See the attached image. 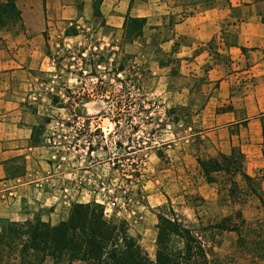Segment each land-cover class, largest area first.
<instances>
[{
	"label": "crops",
	"instance_id": "0c3cea01",
	"mask_svg": "<svg viewBox=\"0 0 264 264\" xmlns=\"http://www.w3.org/2000/svg\"><path fill=\"white\" fill-rule=\"evenodd\" d=\"M15 5L20 29L0 40V182L14 183L16 198L0 199V222L39 218L56 224L68 217L72 204L89 203L83 200L82 176L71 180L73 170H55L42 115L62 109L44 97L53 81L40 78H58L54 52L79 46L95 12L105 24L100 30L108 31V40L116 33L118 42L127 18L144 21L141 36L123 46L153 49L150 95L159 98L161 110L176 112L177 126L187 130V145L176 153L196 179L173 195L177 205L188 204L178 201L182 196H213L201 183L197 156H230L236 150L247 176L264 174V0H15ZM82 75L66 73L64 81L73 80L79 91ZM147 203L153 211L166 200L155 190Z\"/></svg>",
	"mask_w": 264,
	"mask_h": 264
},
{
	"label": "rangeland",
	"instance_id": "374dc122",
	"mask_svg": "<svg viewBox=\"0 0 264 264\" xmlns=\"http://www.w3.org/2000/svg\"><path fill=\"white\" fill-rule=\"evenodd\" d=\"M0 4L6 5V11L11 4L15 6V12L8 11L0 21L1 40L15 34L22 21L13 0H0ZM88 28L79 46L54 52L58 78H40L44 84L53 81L52 92L44 97L53 107L62 109L44 110L42 115L47 144L54 148L55 170H73L71 180L74 174L78 179L82 176L86 188L82 191L83 200L103 205L107 220L123 222L128 236L150 260L155 253L156 215L164 206H170L176 215L195 226L196 218L203 222L219 220L232 214V210L240 209L249 223L263 216V208L254 198L244 205L235 204L230 208L222 205L217 195L223 186L219 184L220 176L216 177L215 185H208L199 174L202 185H208L213 196L209 194L205 199L198 193L186 195L178 201L188 202L187 206L177 205L173 195L190 187L196 175L186 172L184 165H180L184 160L176 153L187 145L186 128L177 126L176 112L161 110L159 98L150 95L154 66L149 52L153 49L125 51L122 37L118 42L115 33L108 40V31L100 30L99 21L91 19ZM122 63L124 71L119 72ZM66 73L79 76L84 73V87L78 91L80 86L75 89L73 80L64 81ZM90 76L93 78H86ZM255 178L262 196L264 174ZM234 181L243 186L239 177ZM225 186L227 190L229 184ZM155 190L166 203L150 211L147 198ZM234 241L235 235L223 234L218 239L220 245L214 246L216 255L223 258L231 253ZM234 264L244 263L240 259Z\"/></svg>",
	"mask_w": 264,
	"mask_h": 264
},
{
	"label": "trees",
	"instance_id": "16d2710c",
	"mask_svg": "<svg viewBox=\"0 0 264 264\" xmlns=\"http://www.w3.org/2000/svg\"><path fill=\"white\" fill-rule=\"evenodd\" d=\"M5 8L6 5L0 4V21L8 11L15 12L13 4L9 10ZM93 19L105 27L98 12ZM143 26V20L127 18L122 43H131L140 37ZM118 71H124L123 63ZM262 130L264 136V124ZM195 161L208 185H215L216 177L220 176L219 184L223 186L217 195L222 205L228 208L244 205L254 198L264 213V192L261 196L257 178L244 173L239 151L232 150L230 156H197ZM235 177H239L242 187L234 181ZM158 211L153 260L128 236L123 222L107 220L104 207L92 201L71 205L67 220L53 226L39 218L24 223L1 221L0 264H234L240 259L244 264H264V214L249 223L240 209L232 210V214L219 220L203 222L196 218L195 226L186 223L170 206ZM223 234L235 235V241L233 251L220 258L214 246L220 245L218 239Z\"/></svg>",
	"mask_w": 264,
	"mask_h": 264
},
{
	"label": "built area",
	"instance_id": "2783aa9c",
	"mask_svg": "<svg viewBox=\"0 0 264 264\" xmlns=\"http://www.w3.org/2000/svg\"><path fill=\"white\" fill-rule=\"evenodd\" d=\"M111 165L113 166V164ZM15 189H16V185L14 183L0 182V199L5 203H9V201L16 198ZM64 193H66V191H64ZM104 216H106L105 210H104Z\"/></svg>",
	"mask_w": 264,
	"mask_h": 264
}]
</instances>
